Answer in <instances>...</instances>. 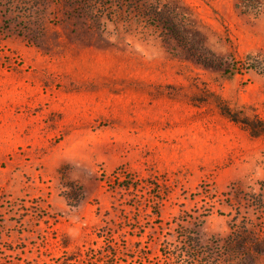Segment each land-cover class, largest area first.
Masks as SVG:
<instances>
[{
    "label": "rangeland",
    "instance_id": "obj_1",
    "mask_svg": "<svg viewBox=\"0 0 264 264\" xmlns=\"http://www.w3.org/2000/svg\"><path fill=\"white\" fill-rule=\"evenodd\" d=\"M67 256L264 264V0H0V264Z\"/></svg>",
    "mask_w": 264,
    "mask_h": 264
},
{
    "label": "trees",
    "instance_id": "obj_2",
    "mask_svg": "<svg viewBox=\"0 0 264 264\" xmlns=\"http://www.w3.org/2000/svg\"><path fill=\"white\" fill-rule=\"evenodd\" d=\"M198 56H199V58H201V57H202V54H200V55H198ZM202 59H203V61H204V64H210V62H207V61L205 60V57H203ZM211 63H212V62H211ZM197 240H198V241L196 242L195 246H197V245H201V244H200V241H199V238H198ZM233 240H235V244H234L233 247H231V248H229V249H232L233 251H235V249L241 247V245H242V241L238 240L237 238H234ZM191 242H192V241H191ZM188 244H190V242H188ZM242 247H243V246H242ZM73 258H74L73 256H67V257H65L61 262H59L58 264H68V261H69V260H72Z\"/></svg>",
    "mask_w": 264,
    "mask_h": 264
}]
</instances>
